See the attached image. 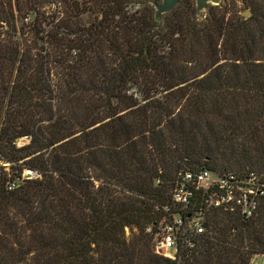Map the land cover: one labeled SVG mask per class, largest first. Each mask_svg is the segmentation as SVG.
<instances>
[{
	"label": "trees",
	"instance_id": "16d2710c",
	"mask_svg": "<svg viewBox=\"0 0 264 264\" xmlns=\"http://www.w3.org/2000/svg\"><path fill=\"white\" fill-rule=\"evenodd\" d=\"M160 1L0 0V264L264 255V198L249 218L201 187L171 199L187 171L264 179V0H244L248 18L180 0L157 20ZM173 214L186 230L168 258L154 235Z\"/></svg>",
	"mask_w": 264,
	"mask_h": 264
},
{
	"label": "built area",
	"instance_id": "2783aa9c",
	"mask_svg": "<svg viewBox=\"0 0 264 264\" xmlns=\"http://www.w3.org/2000/svg\"><path fill=\"white\" fill-rule=\"evenodd\" d=\"M39 175L37 170L30 168H24L22 172L23 178L34 179ZM210 175L208 169L184 172L182 180L171 193L172 201L182 208L186 207L201 187L204 203L207 206L237 209L245 218L252 217L258 212L261 200L264 198V179L256 172L250 171L246 176L241 177L236 172L227 171L208 180ZM14 186L15 181H12L8 188L12 189ZM191 220L194 234L203 233L205 223L202 208L191 215ZM184 226L185 217L182 214H173L170 219L160 223L154 235V251L159 255L175 258L179 248L177 239H183L182 235L186 230ZM150 230L151 227H148L147 231ZM185 239L191 238L188 235ZM188 243L193 245L192 241Z\"/></svg>",
	"mask_w": 264,
	"mask_h": 264
},
{
	"label": "rangeland",
	"instance_id": "374dc122",
	"mask_svg": "<svg viewBox=\"0 0 264 264\" xmlns=\"http://www.w3.org/2000/svg\"><path fill=\"white\" fill-rule=\"evenodd\" d=\"M231 1L232 0H226V2H228V3ZM212 5H214V4H212ZM228 6L233 7L237 11L238 15H240L241 18H248L252 14V9L245 4L244 0H233V5H228ZM53 8H54L53 4H49V5L44 6V9L47 12L52 11ZM245 10H247V11L249 10L250 13L246 16H242L241 13ZM17 141H18V144L21 145V144L25 143L27 141V139L21 138V139H18ZM214 178H215V175L211 173L208 180H212ZM247 264H264V255L263 254L253 255Z\"/></svg>",
	"mask_w": 264,
	"mask_h": 264
},
{
	"label": "water",
	"instance_id": "95a60500",
	"mask_svg": "<svg viewBox=\"0 0 264 264\" xmlns=\"http://www.w3.org/2000/svg\"><path fill=\"white\" fill-rule=\"evenodd\" d=\"M221 0H195L196 7L199 10H204L208 4H218ZM180 0H161L160 2L155 3V18L160 20L163 13L171 10L176 6ZM250 11L245 10L241 13L242 16H246Z\"/></svg>",
	"mask_w": 264,
	"mask_h": 264
}]
</instances>
